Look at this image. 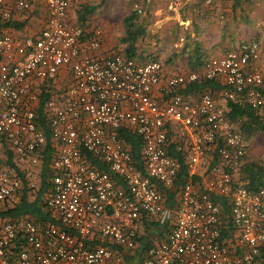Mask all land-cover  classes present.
I'll return each mask as SVG.
<instances>
[{
	"label": "built area",
	"instance_id": "obj_1",
	"mask_svg": "<svg viewBox=\"0 0 264 264\" xmlns=\"http://www.w3.org/2000/svg\"><path fill=\"white\" fill-rule=\"evenodd\" d=\"M70 1L0 0L2 23L38 2L47 12L34 34L0 29V210L40 188L44 100L53 154L42 205L55 219H0V264H264V184L251 188L242 173L248 143L228 117L236 103L264 124L259 43L206 58L202 74L166 75L160 61L99 51L102 29L73 21ZM199 79L221 80L226 104L178 92ZM124 129L139 138V159ZM148 221L169 226L167 236L128 262Z\"/></svg>",
	"mask_w": 264,
	"mask_h": 264
},
{
	"label": "crops",
	"instance_id": "obj_2",
	"mask_svg": "<svg viewBox=\"0 0 264 264\" xmlns=\"http://www.w3.org/2000/svg\"><path fill=\"white\" fill-rule=\"evenodd\" d=\"M112 3L105 4L104 0L70 1L69 16L73 21L85 24L87 28L94 25L102 29V48L99 51H113L118 46L122 53L138 62L160 61L166 75H187L191 72L202 74L203 60L208 57H220L243 41H257L260 55L256 63L264 72V0H212L210 3L205 0H113ZM123 11L128 13L120 22L115 14ZM88 13L98 14L92 20L86 17ZM82 14L84 22L79 21ZM46 18L45 4L38 2L29 13L15 15L12 21L19 26L9 29L17 36L31 35L45 25ZM110 20L115 21L118 28L122 26L121 23L125 27L118 43L112 46L104 29V24ZM128 27L135 34L134 40L122 43ZM130 42L132 45L128 53L126 48ZM83 52L90 51L84 48ZM64 77L62 74L59 81H64ZM222 88L221 80L199 79L178 92L194 101L198 100L200 94L208 92L219 104L225 105ZM172 153L175 155L173 150ZM181 171L186 172L185 168ZM171 200L172 196L167 203L171 204ZM151 225H156L158 229L150 231ZM168 231L169 226L146 222L140 239L142 249L137 253L140 255L136 256L137 259L146 247L162 242ZM150 232L157 236L155 242L150 241Z\"/></svg>",
	"mask_w": 264,
	"mask_h": 264
},
{
	"label": "trees",
	"instance_id": "obj_3",
	"mask_svg": "<svg viewBox=\"0 0 264 264\" xmlns=\"http://www.w3.org/2000/svg\"><path fill=\"white\" fill-rule=\"evenodd\" d=\"M83 15L84 14H82L79 18V21L81 22L85 21V17H83ZM6 25L10 27L19 26L15 24L14 21L6 22V23L0 22V27L6 26ZM134 37H135V34L133 33L132 29L128 27L126 29L125 36L121 39V42L123 43V42L133 41ZM130 43L131 44H128L126 48V51L128 53H130V48H131L129 46L132 45V42ZM0 59H1V56H0ZM229 109H230V112L228 114V117L230 119H238L241 117L246 118V120L242 122L240 125V128L243 132L251 133L256 129H264V124H262L261 121L257 118L252 108L242 107L241 105L236 104V103H229ZM43 110H44V100H42L39 105L38 115H37V124L46 133V137H47V143L44 148V152L42 154V168H43L42 169V183L36 195L33 198L30 199L24 190L22 194L20 195L18 202L15 204V206L11 208H6L4 210H0V219L14 220L21 216H32L42 222L51 221V220L55 221V219L51 216V214L47 212L44 206L42 205V201H43L42 196L48 187V181L51 175L49 163H50V160L53 154L52 146L48 139L49 132H48V127L46 125L47 123L43 116ZM121 132H122V136L124 140L131 146L133 155L137 159H139L140 147H141L139 138L135 134L129 131H125V129ZM4 163H7L9 166H12L11 153L9 150H6V160ZM94 165L100 169H104V170L107 169V166L101 162L99 163L97 161H94ZM244 169H245L244 173L247 176L248 183L251 188H257L258 186L264 184V165H261V166L257 164L246 165ZM185 178H186V172L180 171L179 179L176 183V186L177 184L179 185L180 181L184 180ZM166 194L169 198L173 195L171 191H168ZM217 200L226 208V211H227V208H228L227 204H225L222 199H217ZM108 245L110 247H119V246L111 245V244H108ZM136 256H140V255L136 253L135 255H132V256H126V260L128 262H131V259H133V257L134 259L137 258Z\"/></svg>",
	"mask_w": 264,
	"mask_h": 264
},
{
	"label": "rangeland",
	"instance_id": "obj_4",
	"mask_svg": "<svg viewBox=\"0 0 264 264\" xmlns=\"http://www.w3.org/2000/svg\"><path fill=\"white\" fill-rule=\"evenodd\" d=\"M104 1H105V4H108V3H112L113 0H104ZM127 13H128L127 11H123L120 13L118 12L115 15L119 16L117 19H119L121 22L122 17H124L125 14H127ZM97 14L98 13H96V14L95 13H93V14L88 13L86 17L91 18L92 20H95V17L97 16ZM115 18H116V16H115ZM114 22H112V20H110V21L106 22V24H104V29L106 30V32L109 35V38L111 40L110 41L111 46L118 43V40L120 39V37H122V33L124 32V28H125V27H123V23H121L122 26L118 28ZM112 23H114V24H112ZM236 120L238 121L239 125H241V123L244 122L246 120V118L241 117V118H238ZM244 134H245V137H246L247 143H248V150H247V156H246V163L247 164L246 165H253V164L254 165L257 164L259 166L264 165V129H256L251 133L244 132ZM242 173L245 174L244 171ZM155 226H152L151 227L152 229L150 228V231L151 230L154 231V230L158 229V227H155ZM149 238H150V241H152V242H155L157 240V236L151 232L149 234Z\"/></svg>",
	"mask_w": 264,
	"mask_h": 264
}]
</instances>
